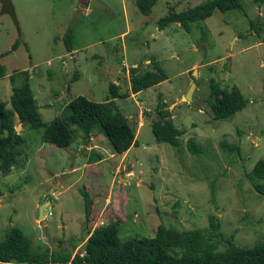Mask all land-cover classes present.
Returning <instances> with one entry per match:
<instances>
[{"label": "rangeland", "instance_id": "obj_1", "mask_svg": "<svg viewBox=\"0 0 264 264\" xmlns=\"http://www.w3.org/2000/svg\"><path fill=\"white\" fill-rule=\"evenodd\" d=\"M98 1L106 9L78 0H11L17 26L0 13V54L6 53L0 100L10 108L12 87L27 78L43 121L39 128L21 127L15 118L25 143L11 171L0 170V240L17 227L37 252L83 253L84 232L99 221L105 226L119 219L123 242L153 237L160 224L180 231L208 228L213 215L218 250L227 245L225 238L242 247L264 241V196L247 177L264 159V43L253 31L260 26L264 32V3L242 0V12L215 10L187 30L175 21L160 28L158 21L206 0H157L149 15L138 11L135 0ZM69 28L71 52L63 42ZM15 41L19 45L11 50ZM152 59L166 79L132 93L130 69L152 70ZM212 80L235 87L245 107L215 119ZM193 81L197 106L182 100ZM111 84L125 94L114 101L136 132V146L116 153L98 126L89 139L76 130L67 147L43 140L45 126L67 113L68 102L77 96L105 102ZM159 96L182 132L177 147L152 133ZM189 139L203 147L200 154L188 149ZM223 139L239 150H224ZM83 192L93 202L88 220ZM41 199L51 213L43 220Z\"/></svg>", "mask_w": 264, "mask_h": 264}, {"label": "trees", "instance_id": "obj_2", "mask_svg": "<svg viewBox=\"0 0 264 264\" xmlns=\"http://www.w3.org/2000/svg\"><path fill=\"white\" fill-rule=\"evenodd\" d=\"M157 0H135L138 11L143 15L151 13ZM261 5L264 0H252ZM87 6V5H85ZM215 10L243 11L242 0H206L180 13H172L158 21L160 28L168 21H175L189 30L190 23L210 17ZM260 26L253 31L264 43V32ZM73 31L69 28L63 42L68 51L73 50ZM19 42L11 47L14 50ZM6 53L0 54V59ZM152 70L139 73L137 67L130 69V89L138 93L166 79V74L156 59L150 60ZM26 74V72H25ZM5 75V68L0 63V78ZM79 76L76 73V77ZM13 76H10V79ZM111 98L105 102H94L84 96H77L65 106L67 113L50 121L44 129L43 140L57 147H67L73 141V133L81 130L87 139L91 137L94 126H98L106 136L116 153H125L137 145L136 132L127 117L120 111L114 99L119 94V86L111 84ZM156 106L157 119L152 122V133L158 142H166L177 147L182 133L171 120L168 104L158 97ZM210 108L215 119H223L242 110L246 105L244 97L233 87L232 90L220 87L210 81ZM7 102L0 100V170L9 173L17 163L25 140L21 133L15 131V118L23 123L28 121L32 128L43 125L38 112L34 94L25 78L20 86H13ZM221 147L229 152L238 149L234 143L220 142ZM188 149L200 154L203 147L189 139ZM247 177L255 191L264 196V159L258 160L247 172ZM85 218L92 212V199L83 192ZM119 219L93 230H86L82 237L83 253L73 252H37L32 248L30 237L17 227L6 231L0 240V262L15 264H264V241L256 242L251 247H242L225 238L226 246L218 250L214 238L220 236L217 218L210 216L208 228H195L180 231L175 227L160 224L153 237H133L125 241L119 238Z\"/></svg>", "mask_w": 264, "mask_h": 264}, {"label": "water", "instance_id": "obj_3", "mask_svg": "<svg viewBox=\"0 0 264 264\" xmlns=\"http://www.w3.org/2000/svg\"><path fill=\"white\" fill-rule=\"evenodd\" d=\"M78 3L81 5H87L89 9H93V8L106 9V6L98 0H78ZM0 4H1L0 13L8 14L11 17L13 23L17 26L16 14L14 12V8L12 6L11 0H0ZM194 73H195V70H194ZM193 75L195 76V74ZM195 86H196L195 82L193 81L187 93L185 94V96L182 97L183 101L192 102V104L196 105V103L192 101V94L195 89ZM26 124H28L27 120L21 124V127H24ZM15 131H18L17 127L15 128ZM45 209H46L45 202L43 199H41L40 205H39L40 220L44 219Z\"/></svg>", "mask_w": 264, "mask_h": 264}, {"label": "built area", "instance_id": "obj_4", "mask_svg": "<svg viewBox=\"0 0 264 264\" xmlns=\"http://www.w3.org/2000/svg\"><path fill=\"white\" fill-rule=\"evenodd\" d=\"M48 215H51V213H50V212H46V214H45V218H46ZM99 226H104L102 221H99V225H97V227H99ZM65 264H69V263H65Z\"/></svg>", "mask_w": 264, "mask_h": 264}, {"label": "crops", "instance_id": "obj_5", "mask_svg": "<svg viewBox=\"0 0 264 264\" xmlns=\"http://www.w3.org/2000/svg\"><path fill=\"white\" fill-rule=\"evenodd\" d=\"M87 8H88V7H87ZM70 52H71V51H70ZM145 62H147V61H145ZM130 177H131V176H130ZM48 204H49L48 202H45V206H48ZM45 211H46V210H45ZM45 214H46V213H44V217H45ZM44 219H45V218H44Z\"/></svg>", "mask_w": 264, "mask_h": 264}, {"label": "clouds", "instance_id": "obj_6", "mask_svg": "<svg viewBox=\"0 0 264 264\" xmlns=\"http://www.w3.org/2000/svg\"><path fill=\"white\" fill-rule=\"evenodd\" d=\"M45 213H46V211H45Z\"/></svg>", "mask_w": 264, "mask_h": 264}]
</instances>
